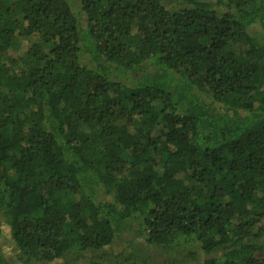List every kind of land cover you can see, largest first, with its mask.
<instances>
[{
  "label": "trees",
  "instance_id": "obj_1",
  "mask_svg": "<svg viewBox=\"0 0 264 264\" xmlns=\"http://www.w3.org/2000/svg\"><path fill=\"white\" fill-rule=\"evenodd\" d=\"M124 234L264 264V0H0V264Z\"/></svg>",
  "mask_w": 264,
  "mask_h": 264
},
{
  "label": "rangeland",
  "instance_id": "obj_2",
  "mask_svg": "<svg viewBox=\"0 0 264 264\" xmlns=\"http://www.w3.org/2000/svg\"><path fill=\"white\" fill-rule=\"evenodd\" d=\"M8 247L9 243H6V245H4V248L6 249L5 252L7 255H12L11 251H8L7 253ZM119 253L130 254L137 258L147 259L155 264H171L173 260V257L166 256L163 250L159 251L157 248L149 247L142 239L136 238L134 235L124 234L116 239L112 244L93 253L86 254L85 258H81L79 260H72L71 258L70 261L71 264H86L92 260L107 262ZM49 264L56 263L52 262ZM178 264H182V262H179Z\"/></svg>",
  "mask_w": 264,
  "mask_h": 264
}]
</instances>
